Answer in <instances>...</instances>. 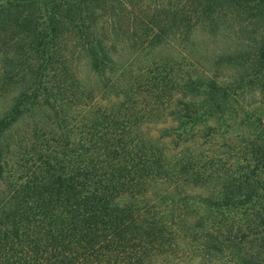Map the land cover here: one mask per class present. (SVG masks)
<instances>
[{"label":"trees","instance_id":"trees-1","mask_svg":"<svg viewBox=\"0 0 264 264\" xmlns=\"http://www.w3.org/2000/svg\"><path fill=\"white\" fill-rule=\"evenodd\" d=\"M222 24L237 43L211 59L238 71L220 83L186 73L178 86L187 96L163 130L178 147L171 158L149 141L129 144L106 129L82 140L90 131L80 125L72 157L41 153L49 143L43 138L33 156L8 164L4 135L21 115L47 109L57 138L67 142L73 107L88 105L95 93L117 98L137 80L130 64L118 62L122 52L145 60L148 72L160 67L151 52L171 41L181 43V55L199 59L192 36ZM80 58L98 90L76 76ZM153 79L171 83L167 75ZM7 87L17 92L0 115V177L6 174L17 201L13 210L0 207V264H174L198 250L264 264V110L243 106L246 95L264 101V0H0V92ZM194 93L202 96L197 102ZM216 136L220 154L209 146ZM150 180L174 188L215 180L216 188L199 198L202 215L188 218L187 227L181 216L198 199L181 206L163 191L147 200ZM179 238L189 248H180Z\"/></svg>","mask_w":264,"mask_h":264},{"label":"rangeland","instance_id":"rangeland-1","mask_svg":"<svg viewBox=\"0 0 264 264\" xmlns=\"http://www.w3.org/2000/svg\"><path fill=\"white\" fill-rule=\"evenodd\" d=\"M195 33L192 39L197 45L198 50L203 52L202 58L197 59L195 52L187 56L183 53L181 55L178 48L181 43L177 44L176 41H171V45L169 44L162 49L159 48L156 52H151L150 57H153L154 61L155 59L158 61L155 67L160 66L157 70H152V72H148L147 68L143 67L145 60H142L141 57L134 58L127 51L122 52L121 57L118 58V62H123L122 64L125 65L130 64L127 69L130 72V78L137 80L130 86L127 92L119 95L117 98L111 97V95H107L105 92L95 93L96 96L93 97L91 102L87 103L88 105L82 104L80 108L73 107L71 109L72 120L69 126L72 138L67 142L61 137L57 138L58 130L52 126V121L48 118L47 109L40 107L31 113L21 115L13 122L9 132L4 135V140L9 144L7 148L9 153L6 155L10 159L8 164L10 165L12 162V165H14L15 158H23L25 155L33 156L34 151L32 148L37 147L39 145L37 140L43 138H47L49 143L43 145L41 153H45L44 149L55 150L57 153L55 157L57 158L63 157L64 160L68 155L72 157L71 154L76 150H72V148L76 147L73 140L79 139L77 127L79 128L80 125H85L86 130L90 131H88L89 134L87 135L80 134L82 140L95 136L99 137L97 134H101L106 129L108 134L109 132H120V138L129 144L139 145L140 142L149 141L150 144L156 146L159 150L161 149L168 158H171L174 152L178 150V147H176L174 139L164 136L163 130L172 125L170 111L176 108L178 102L185 100L187 96L183 95V91L178 86L182 82V79H186V73H190L192 76H196L197 73H203V76H209L210 74L220 83L223 81L229 82L235 78L234 75L238 71L237 67H231L230 65L216 67L214 61L211 59L214 53L220 52L219 50L221 49L230 48L229 46H234L237 43L231 32L227 33V30H224V24L219 25L213 33L205 29L198 30ZM180 56L184 58L182 59ZM73 67L76 76L86 88L91 89L97 86L98 90V82H96L94 75L83 58L78 59L73 64ZM161 67H164V70ZM165 74L169 78L168 80H171L170 85L160 87V79L156 81V84L154 83L155 79L153 77L157 76L161 78L166 76ZM126 79H129V77H126ZM13 88L7 87L5 89L7 91L0 92V115L17 92V89ZM234 94L235 91L231 93V101L235 102ZM192 95L196 102L202 97L197 93ZM243 106L245 108L244 111L250 109V112L254 113L253 109L255 108L264 110V101L260 102L257 94L246 95ZM234 108L237 111L240 110L236 108V105H234ZM112 122H116L117 124H112ZM101 126L102 128H100ZM33 130L36 131V136L32 135ZM235 132L237 131L233 125L230 126L228 133L230 139L227 138L228 141L233 143L239 140V138L234 139ZM50 137L54 140L49 139ZM98 139L103 142L101 140L103 138ZM222 142L223 140L219 139L218 136L212 137L211 141H209V146L213 150H217L215 153L218 152L220 154V150L224 149V146H221ZM154 152L156 153V150ZM36 154L38 155L37 152ZM214 182L215 180L200 186L193 185L190 182L186 185L179 184L174 188L172 184L165 185L161 184V182H151L150 180L148 186L146 185L145 199L150 201L155 200L159 196L158 194L163 191L169 192L167 193L168 197L173 199L175 203L178 202L181 206L182 204L189 205L192 199H198L197 202L192 203V208L187 210V214L181 216L182 218H187L184 221H187L186 226L188 227L190 225L188 218H191L193 223L194 218L202 215L199 198L209 195L211 190L216 188ZM7 184L8 178L3 173L2 177H0V207H4L6 211L9 209L13 210L17 201L16 198L10 197ZM191 230H195L193 225ZM178 246L182 249L189 248L183 238H179ZM189 254L191 257L188 255L186 258L181 257L178 260L176 259L174 264H235L232 258H226L220 252L212 251L205 256L202 255L204 253L198 250ZM194 255L197 256L195 257ZM238 255H241V253L239 252Z\"/></svg>","mask_w":264,"mask_h":264}]
</instances>
